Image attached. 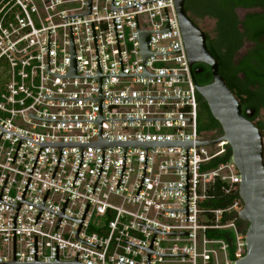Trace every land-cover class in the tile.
<instances>
[{
  "label": "built area",
  "instance_id": "2783aa9c",
  "mask_svg": "<svg viewBox=\"0 0 264 264\" xmlns=\"http://www.w3.org/2000/svg\"><path fill=\"white\" fill-rule=\"evenodd\" d=\"M148 0H114L121 7ZM112 0H0V126L36 141H98V122H57L46 119H98V100H58L45 98L98 97V78H60L70 66V25L72 26L78 76L97 75V57L91 21L94 23L101 71L122 72L114 21L125 74L144 72L135 14L140 30H163L167 9L171 31L151 32L152 54L145 68L151 74L186 76H103V96H191V98H103L104 118H192V120H103L104 140H212V132H199L198 91L194 82L174 0H156L112 10ZM50 29V71L48 73V30ZM0 127V194L13 205L21 202L41 144L23 139L13 162L20 137L2 132ZM227 141L188 148L189 220L185 212V147H148L145 176V147H42L24 199L82 219V225L68 217L22 202L17 208L0 202V262L14 260V219L16 216V262H34L35 236L38 260L83 264H148V248L153 229L188 234L157 233L152 245L160 253L150 254V264H236L246 254V232L237 219L243 207L239 195L225 208L212 202L219 191L239 194L240 172L227 153ZM217 162V163H216ZM78 237L90 243L79 240ZM232 230L228 241L214 234ZM233 241V242H232ZM10 264V263H0ZM33 264V263H26Z\"/></svg>",
  "mask_w": 264,
  "mask_h": 264
},
{
  "label": "water",
  "instance_id": "95a60500",
  "mask_svg": "<svg viewBox=\"0 0 264 264\" xmlns=\"http://www.w3.org/2000/svg\"><path fill=\"white\" fill-rule=\"evenodd\" d=\"M47 1L49 0H45V2ZM152 1H156V0H148V1H143L139 3L121 6V7H115L114 0H112L111 8L112 10L121 9V8L131 7V6H135V5H139L143 3L152 2ZM91 2L92 0H88V11L87 12L67 15V16H64L63 18L92 13ZM174 2H175L177 14H178L179 22H180V27H181L193 79H194L193 67L195 64L206 63L211 67L212 75H213V80L211 83H208L206 85H199L197 82H195V79H194V82L196 84L198 93L206 100L214 118L220 123L222 127V131H223L221 136L215 139H212V140H202V141H198V140H104L102 138V121L103 120H192V118H104L102 116V99L103 98H191V96H103L102 95V77L103 76H186V74H151L145 68V61L149 55L169 54V53L180 51V49L170 51V52H151L150 51V33L151 32L171 31V26H170L166 7H164V9H165L166 17H167V26L163 30H140L138 26L137 14H135L136 26H137V32H138V38H139V44H140V50H141V55H142L143 68H144V72L142 74H125L124 73L115 18H113V21H114V27H115V33H116V39H117V45H118V51H119L121 69H122V72L120 74H103L102 73L93 21H91V24H92V30H93V36H94V42H95L96 57H97V75L96 76H78L77 75V58H76V50H75V44H74V38H73V32H72L71 25H70L69 72L66 74H61V75H56L55 73L51 72L50 71V29L48 30V73L56 75L60 78H98V97L57 98V97H52L46 94L45 98L58 99V100H98V119H46V118L37 117L33 115L32 113H29V116L37 118V119H41V120L57 121V122L96 121L98 122V130H99L98 141H36L31 138L8 131L0 126L2 128L1 134L4 132H9V133L15 134L20 137V141H19L16 153L14 156L13 162L15 160V157L17 155V152L19 150V147L23 139H29L31 141L41 144L40 151L42 147H58L60 149V156H59L53 177L55 176L57 167L59 165V162L62 156L63 147H80L81 148V162L79 164L74 181L72 183L73 185L76 180L77 174L79 172L81 163L83 161V149L85 147H102L103 157H102L101 169L99 171V174L96 179L92 192H94V189L96 187L97 181L99 179V176L103 168L105 147L121 146L124 148L123 169H122V173H121L120 179L117 184V188L119 186V183H120V180L123 174V170H124L126 149L128 147H135V146L145 147L144 172H143V177H142L137 195L139 193L140 187L142 185V182L145 176L148 147H185L186 148V165L185 166H168L167 168H185L186 169V180H187L186 187H165V188H162V190H186V193H187L186 209H164V210H167L170 212H185L187 214V220H189L188 148L191 146H196V145L210 146V145H214L221 141H227L228 145L231 147V150H232V160L234 161L241 175V183L239 185V195L243 201V207L241 211L239 212L238 217L239 219L248 222V228L246 230V243H247L246 254L242 256L241 258H239L236 261V264H264V140H263L262 131L256 123L248 120L243 115L242 104L239 98L236 96L235 92L230 88L225 78L220 74L219 72L220 63L207 46L206 32L202 30L191 19V17L189 16L186 10V7H185L186 0H174ZM200 71H202V69L196 70V72H200ZM40 151H39V154H40ZM39 154L37 156V159L39 157ZM37 159H36V162H37ZM36 162H35V165H36ZM34 167H33V170H34ZM33 170H32V173H33ZM31 175H30V178H31ZM8 176L6 178V181L8 179ZM30 178H29V181H30ZM6 181H5V184H6ZM28 183H27V186H28ZM5 184L3 186L2 192L4 190ZM27 186H26V189H27ZM25 191H24V194H25ZM48 191L49 189L47 190L44 200L40 205H37V204H34L32 202L25 200L24 194H23L20 204L13 205L5 200H2L1 198L2 192L0 194V202H5L7 204L15 206L17 208V213H18L19 207L22 202H26L34 206H37L39 208V213L36 218L35 224L37 223L42 210H48L55 214H58L59 221H58L55 231H57V228L59 226V223L62 217H68L72 220L79 222L80 227H81L89 204L86 207V210L84 212L82 219L77 220L75 218H72L64 214V209L66 207L69 197H67L64 207L62 211L60 212H56L54 210L46 208L44 206V202L47 197ZM17 213H16V216H17ZM16 216L14 219V260L11 262H0V263L83 264V263L77 262L79 253H77L75 261L73 262L60 261L59 255H58V245H56V261L55 262L39 261L38 260L37 236H35V260L34 262H16ZM139 224L154 230L155 235L152 239L150 246L148 248H145L137 244H134L132 242L126 241V240L125 242L148 250V264H150V254L151 253H157L162 256L189 255V254H177V253H160L152 249V245H153V242L155 240L157 233L188 234V232L166 233V232L157 230L155 228L149 227L147 225H144L142 223H139ZM80 227L78 229L76 237L79 240L90 243L78 237ZM90 244L95 245L93 243H90ZM95 246L100 247L98 245H95ZM119 262L123 264H127L121 261Z\"/></svg>",
  "mask_w": 264,
  "mask_h": 264
},
{
  "label": "trees",
  "instance_id": "16d2710c",
  "mask_svg": "<svg viewBox=\"0 0 264 264\" xmlns=\"http://www.w3.org/2000/svg\"><path fill=\"white\" fill-rule=\"evenodd\" d=\"M185 7L193 21L194 14H197L201 19L210 17L220 22L224 34L220 43L215 37L214 30L207 34V46L220 63V74L225 78L233 91H236L238 88L239 93H250V100L253 95L255 99L254 103L257 101V98L262 100V90L264 89V10L249 13L242 20L236 16L234 10L238 7L264 9V0H186ZM245 39L253 41L256 44L255 49L241 60H236L235 58L243 47ZM203 67L204 73L201 76L196 75V66L193 68L194 79L200 85L213 80L211 67L207 65H203ZM240 73H244L246 78H240ZM254 83H259L260 89L252 93L249 90V85ZM198 101L199 132H212L216 136H221L223 131L220 123L214 118L206 100L199 93ZM261 104L263 105L264 102ZM259 106H257L258 109L260 108ZM231 157L232 150L227 145L226 155L217 162L229 160ZM238 197V193L230 194L225 191H219L216 194V198L210 203L214 207L225 208L230 206L234 199ZM237 223L240 229L246 232L248 222L238 218ZM214 235L225 238L228 241L234 238L232 230H219Z\"/></svg>",
  "mask_w": 264,
  "mask_h": 264
},
{
  "label": "flooded vegetation",
  "instance_id": "af4514ba",
  "mask_svg": "<svg viewBox=\"0 0 264 264\" xmlns=\"http://www.w3.org/2000/svg\"><path fill=\"white\" fill-rule=\"evenodd\" d=\"M264 9L261 8H242V7H238L235 8V14L237 17H239L240 20L244 19L249 13H253L255 11H262ZM240 12H242V16L240 15ZM205 20L211 21L213 22V27L212 30H214V34L215 37L217 39V41L220 43L224 34L222 31V27L220 25V22L217 19H212L210 17H205L204 19H201L199 17V15L194 14V21L195 23L206 32V34H208L209 32L206 31L202 26L201 23ZM219 22V24H218ZM208 39V37H207ZM256 44L253 41H248L245 39V43L243 45V47L239 50L238 55L236 56V60H241L243 57H245L246 55L250 54V52H252L255 49ZM221 50H223V48H221ZM202 64V65H199ZM203 65H207L206 63H197L194 66H196L197 70L198 69H202V71L200 72H196V75L201 76L204 73V67ZM210 67V66H209ZM194 68V67H193ZM239 77L242 79H245L246 76L244 73H240ZM196 82V81H195ZM212 81H208L206 84L211 83ZM204 84V85H206ZM200 85V84H199ZM260 84L259 83H254V84H250L249 85V90L252 93L257 92L260 88H259ZM241 87V86H240ZM236 96L239 98L241 104H242V112L243 115L250 121L256 123L261 131H262V135H263V140H264V104L262 105L261 103L264 102V89L262 90L263 93V99L260 100L257 98V101L254 103V97L253 95L251 96L252 99L250 100V96L247 93H239L238 88L236 89V91L234 90ZM258 105H260L259 109H258ZM258 110V111H257ZM222 128V127H221Z\"/></svg>",
  "mask_w": 264,
  "mask_h": 264
},
{
  "label": "rangeland",
  "instance_id": "374dc122",
  "mask_svg": "<svg viewBox=\"0 0 264 264\" xmlns=\"http://www.w3.org/2000/svg\"><path fill=\"white\" fill-rule=\"evenodd\" d=\"M240 15L242 16V12H240ZM201 26L206 30L208 31L209 33L212 32V27H213V22L211 21H208V20H205L201 23Z\"/></svg>",
  "mask_w": 264,
  "mask_h": 264
}]
</instances>
